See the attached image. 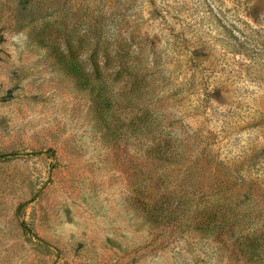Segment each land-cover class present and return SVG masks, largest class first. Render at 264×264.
Instances as JSON below:
<instances>
[{
  "label": "rangeland",
  "instance_id": "rangeland-1",
  "mask_svg": "<svg viewBox=\"0 0 264 264\" xmlns=\"http://www.w3.org/2000/svg\"><path fill=\"white\" fill-rule=\"evenodd\" d=\"M0 264H264V0H0Z\"/></svg>",
  "mask_w": 264,
  "mask_h": 264
},
{
  "label": "trees",
  "instance_id": "trees-1",
  "mask_svg": "<svg viewBox=\"0 0 264 264\" xmlns=\"http://www.w3.org/2000/svg\"><path fill=\"white\" fill-rule=\"evenodd\" d=\"M174 191H167L165 194H162V196L159 197L158 200L163 202H168L171 194ZM195 193V194H194ZM197 192L192 191H185L178 196L177 192L173 196L174 198L177 196L178 199L187 200V206L188 209H190L191 217H193L197 222L201 224H207L211 222H216L220 219L219 214V205L224 206L221 202L215 200V199H208V200H202L201 197H199ZM195 195V196H194ZM181 206H183L182 201L180 202ZM186 204V203H185Z\"/></svg>",
  "mask_w": 264,
  "mask_h": 264
}]
</instances>
